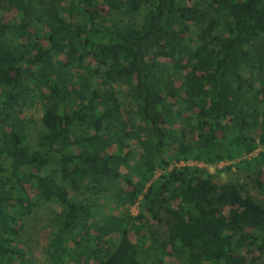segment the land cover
Instances as JSON below:
<instances>
[{"label":"trees","instance_id":"16d2710c","mask_svg":"<svg viewBox=\"0 0 264 264\" xmlns=\"http://www.w3.org/2000/svg\"><path fill=\"white\" fill-rule=\"evenodd\" d=\"M187 1L0 0V264H264V0Z\"/></svg>","mask_w":264,"mask_h":264},{"label":"rangeland","instance_id":"374dc122","mask_svg":"<svg viewBox=\"0 0 264 264\" xmlns=\"http://www.w3.org/2000/svg\"><path fill=\"white\" fill-rule=\"evenodd\" d=\"M187 2L189 5H193L194 0H188ZM100 7L105 12L108 9L102 3L100 4ZM5 19L7 20L8 16H6ZM37 105L38 106L27 109L24 113V116L33 117L36 120H40L41 110H40V105L39 104H37ZM40 124L41 123L38 122L36 127L40 128ZM259 133H260V131L257 130L255 133V136H258ZM259 149L256 151V153L259 151ZM242 158H243V156H238V157L234 158V160L224 159L223 161H226V162H224L223 164H220V162L211 163L212 165L209 166L208 168L211 171H219L218 176H217L218 180L224 181V182L225 181L234 182V181H237L238 179L243 178L247 175V173H245L244 168H240L236 164ZM227 165H232V168L230 171L226 170L225 167ZM161 173H162V169H158L155 175L158 176ZM252 179L253 178H248V180H247L250 188H252V183H253ZM251 191L254 195L261 197L260 194L258 193V190L252 188ZM139 205H140V200H138L133 205H129V209L131 210V212L133 214H137L139 212V208H140ZM50 209H51V211H53V209H54L53 206L50 205ZM225 211L227 214L229 213V209H227ZM117 213H118V211H115V214H117ZM141 233H144V231H141ZM43 246H44V238H41L40 241L38 239L37 242H34V255H35L36 262H37V264H51L50 261L48 260L47 256H46V254L44 253ZM167 260L171 261L173 264H180L171 254L167 256Z\"/></svg>","mask_w":264,"mask_h":264},{"label":"built area","instance_id":"2783aa9c","mask_svg":"<svg viewBox=\"0 0 264 264\" xmlns=\"http://www.w3.org/2000/svg\"><path fill=\"white\" fill-rule=\"evenodd\" d=\"M252 155V154H251ZM250 155V156H251ZM224 162H226V161H221L220 162V164H223ZM179 164H197V165H199V166H207V167H209V166H211L212 164H209V163H206L205 161H198V160H189V161H181Z\"/></svg>","mask_w":264,"mask_h":264}]
</instances>
